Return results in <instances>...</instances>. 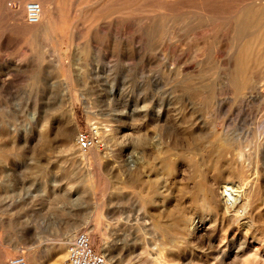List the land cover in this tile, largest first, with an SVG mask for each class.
Listing matches in <instances>:
<instances>
[{"label": "rangeland", "instance_id": "1", "mask_svg": "<svg viewBox=\"0 0 264 264\" xmlns=\"http://www.w3.org/2000/svg\"><path fill=\"white\" fill-rule=\"evenodd\" d=\"M23 1L0 0V264H67L84 231L107 264H264V62L244 96L227 56L233 11L264 0ZM30 2L55 6L51 34ZM225 188L247 220L219 209Z\"/></svg>", "mask_w": 264, "mask_h": 264}, {"label": "bare ground", "instance_id": "2", "mask_svg": "<svg viewBox=\"0 0 264 264\" xmlns=\"http://www.w3.org/2000/svg\"><path fill=\"white\" fill-rule=\"evenodd\" d=\"M25 1V0H24ZM23 1V2H24ZM73 2V0H71ZM77 1V0H76ZM185 1V0H183ZM259 1V0H258ZM79 2V1H78ZM163 2L165 4L168 5L169 2H171V0H163ZM162 2V3H163ZM172 2H179V0H172ZM212 2V0H211ZM244 2V1H243ZM246 2V0H245ZM244 2V3H245ZM250 2V0H249ZM263 2V1H262ZM260 1L261 4H258L257 2L256 3H253L251 5V2L250 4H247L249 5V8L245 7V6H242L240 5L241 7L240 8H237L239 7V4L237 6L236 4V8L238 9L236 12L233 11V16H237L238 14V17L236 18H233L235 21L234 23V31L236 34V36H234L231 40V43H230V52L227 54V56H229V54L232 53V57H233V60L235 61L236 64L233 63V65H235L234 67V71L233 70V67H232V74H228L229 77L231 76L230 80L232 81L231 85L233 84L234 88L237 87L239 88V91L241 93V95H244L246 96L247 94L251 93L252 91L256 90V92H258V89H259V79H258V73L257 69H258V66L261 65L263 62H264V4ZM75 3V2H74ZM157 3H160L157 1ZM184 3V2H183ZM209 3V4H208ZM238 3V2H237ZM242 3V2H241ZM29 4H36L38 5V8L39 10H37V12H39V16H38V23H35V24H31L29 23L28 19H27V7ZM164 4V5H165ZM176 4V3H175ZM173 5L176 7V9L178 7H180L179 4H181L179 2V4H176L178 5V7L176 5ZM202 4V2H201ZM206 4V3H205ZM243 4V3H242ZM77 5V4H76ZM206 5H209L208 10L209 8L211 9V5L210 2L207 1V4ZM206 5H205V8H206ZM220 5V4H219ZM234 6V5H233ZM166 7V6H164ZM217 7V6H216ZM215 7V8H216ZM235 7V6H234ZM168 8V7H167ZM173 9V7H170ZM56 9L55 6L52 5V7H50V9L48 10L49 13L46 12V9H45V6L42 2H30L27 4L26 6V21L29 25L31 26H37L38 25V29H36L33 33L36 34V35H40V33H47V34H51V17H52V14H53V10ZM122 9V8H121ZM174 8V10H176ZM213 9V8H212ZM235 10V9H234ZM21 12L20 13H16L14 15V18L16 19V17H18V15L20 17H18L20 20H22L23 16H24V11L21 9L20 10ZM211 11V10H209ZM74 12V11H73ZM72 12V13H73ZM168 12V11H167ZM166 12V13H167ZM179 12V11H178ZM206 12V11H205ZM57 13V12H56ZM165 13V12H164ZM175 13V12H174ZM198 13V12H197ZM204 13V12H203ZM187 14V13H186ZM210 14V13H209ZM215 14V13H214ZM232 14V13H231ZM71 15V14H70ZM76 15V14H75ZM169 15V14H168ZM179 15V13H178ZM182 15V14H181ZM73 16V15H72ZM183 16V15H182ZM200 16V15H199ZM210 16V15H209ZM71 17V16H70ZM198 17V16H197ZM195 17V18H197ZM203 18H206L208 19V17L206 15H202ZM17 18V19H18ZM54 18V17H53ZM74 18V17H73ZM179 18V17H178ZM190 18V17H189ZM215 18V17H214ZM58 19V18H57ZM199 19V18H198ZM206 19L204 21H206ZM227 19V18H226ZM122 20V18H121ZM165 20V19H164ZM209 21H211L210 19H208ZM199 21V20H198ZM203 21V22H204ZM221 21V20H220ZM116 22V21H115ZM120 22V21H119ZM181 22V21H180ZM202 22V21H201ZM169 23V22H168ZM171 23V22H170ZM169 23V24H170ZM179 23V22H178ZM206 23V22H205ZM213 23V22H212ZM217 23V22H216ZM71 24V23H70ZM126 26H127V23H125ZM73 25V24H72ZM122 25V23H121ZM161 25V24H160ZM215 25V24H214ZM118 26V25H117ZM208 26V25H207ZM129 27V26H128ZM117 28V27H116ZM126 28V27H125ZM134 28V27H133ZM239 28H241L240 30H238ZM210 30V29H209ZM212 31V30H210ZM234 31H233V35H234ZM239 31V33L237 32ZM61 32V31H59ZM167 32V31H166ZM175 32V31H174ZM177 32V31H176ZM165 33V32H164ZM181 33V32H180ZM198 33V32H197ZM174 34V33H173ZM242 34V35H241ZM170 35H172V30L171 28L169 29L168 33H167V36L169 37ZM49 37V36H48ZM71 39V38H70ZM77 39V38H76ZM219 40V39H218ZM211 44V43H210ZM205 46V45H204ZM206 48V47H205ZM214 52V51H213ZM231 56V55H230ZM178 58V57H177ZM225 59V58H224ZM230 59V57H229ZM228 59V60H229ZM232 59V58H231ZM227 63V62H226ZM229 63V62H228ZM229 65V64H228ZM185 67V66H184ZM263 68V67H262ZM228 69H229V66H228ZM264 69V68H263ZM230 70L228 72H230ZM179 71V70H178ZM264 71V70H262ZM227 72V73H228ZM183 73V72H182ZM258 73V74H257ZM257 74V76H256ZM263 76L262 78L264 77V72L262 73ZM226 74V76H228ZM260 76V75H259ZM260 78V77H259ZM229 79V78H228ZM227 80V79H226ZM229 80V81H230ZM262 81V80H261ZM230 83V82H228ZM262 84V83H261ZM228 90H229V87H227ZM226 89V87H225ZM232 90V89H231ZM230 91V90H229ZM228 91V92H229ZM236 91V90H235ZM233 91V92H235ZM226 92V90H225ZM262 92V91H261ZM238 93V92H237ZM252 94V93H251ZM250 94V95H251ZM259 94V93H258ZM240 95V96H241ZM261 95V94H260ZM249 96V95H247ZM257 96V95H256ZM263 96V95H261ZM253 97V96H252ZM258 97V96H257ZM239 98V97H238ZM243 98V97H241ZM72 132V131H71ZM71 133H63V138L64 140L66 141V144L65 146L68 147V150H72L74 149V146H70V144H72L71 142ZM224 144V143H223ZM226 144V143H225ZM229 145V144H228ZM232 145V144H231ZM230 145V146H231ZM229 146V147H230ZM227 147V149L229 148ZM234 146H231V148L233 149ZM237 149V148H235ZM222 150V149H221ZM238 150V149H237ZM75 151V150H74ZM81 152V151H80ZM239 153V152H238ZM75 155V154H74ZM252 155V154H251ZM213 158V157H212ZM151 178V177H150ZM229 185V184H228ZM240 187L243 188L244 187V183L241 182L240 183ZM235 189V188H234ZM232 188H225L221 193H220V196H222V198L219 200V204H220V207L219 209H221V211L224 212L225 215H232V217H235L237 220L241 221V220H247L248 216L246 217V204L243 202V199H241V197L239 198V195L238 193L241 191H239V189H236L234 190ZM212 191V190H211ZM150 192V191H149ZM156 193V191H155ZM207 194L209 195L210 192H207ZM206 194V195H207ZM213 194V192H212ZM216 194H218V192H216ZM240 194V193H239ZM219 196V195H218ZM209 198H211L209 196ZM205 199V197H204ZM207 199V198H206ZM248 201V200H247ZM209 204H211V200L208 201ZM215 202V201H213ZM208 204V203H206ZM213 205V203H212ZM210 206V205H209ZM209 208V207H208ZM215 209V208H214ZM209 210V209H207ZM216 211V209H215ZM220 211V212H221ZM211 212V210H210ZM219 213V212H218ZM217 214V212H216ZM219 215V214H218ZM220 216V215H219ZM223 217V216H222ZM227 217V216H225ZM230 217V216H229ZM228 217V218H229ZM193 221V220H192ZM190 221V222H192ZM234 221V219H233ZM183 222V221H182ZM184 223V222H183ZM187 223V222H186ZM246 223V222H245ZM188 224V223H187ZM228 224V223H227ZM236 224V223H235ZM238 224V223H237ZM249 224V223H248ZM68 225V224H67ZM243 225V224H242ZM188 226V225H187ZM246 226V224H245ZM249 226V225H248ZM194 227V226H193ZM68 228H79V224L78 223H71V225H68ZM185 228V227H184ZM183 228V229H184ZM189 228V226H188ZM187 230V228H185ZM188 232V231H187ZM80 233H87V232H80ZM79 234V233H78ZM77 234V235H78ZM89 234V233H87ZM192 234V233H191ZM76 235V236H77ZM90 235V234H89ZM75 236V237H76ZM74 234L70 235L69 239L70 240H73L74 238ZM257 252V251H256ZM26 257V255H25ZM258 257V256H257ZM27 259V257H26ZM27 264H28V261H27Z\"/></svg>", "mask_w": 264, "mask_h": 264}, {"label": "built area", "instance_id": "3", "mask_svg": "<svg viewBox=\"0 0 264 264\" xmlns=\"http://www.w3.org/2000/svg\"><path fill=\"white\" fill-rule=\"evenodd\" d=\"M38 5L29 4L27 19L29 23H38ZM102 131L98 124H92L87 129H80L76 136V147L82 153L89 152L102 146ZM67 264H107L106 257L97 252L91 236L79 233L67 246ZM9 264H27L25 254H20L11 259Z\"/></svg>", "mask_w": 264, "mask_h": 264}]
</instances>
